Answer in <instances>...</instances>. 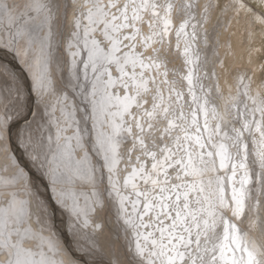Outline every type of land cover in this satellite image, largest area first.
<instances>
[{
  "label": "snow or ice",
  "instance_id": "6c2138e0",
  "mask_svg": "<svg viewBox=\"0 0 264 264\" xmlns=\"http://www.w3.org/2000/svg\"><path fill=\"white\" fill-rule=\"evenodd\" d=\"M72 6L78 49L72 77L79 82L83 65L86 107L77 120L79 108L68 105L67 93L56 98L65 127L76 128L64 137L57 126L58 163L49 166V178L55 183L63 166L97 196L106 170L108 195L115 193L136 236L138 264H264V241L250 235L258 229L264 238V81L253 88V76L241 74L227 95L218 80L203 83L216 74L204 71L199 42H208L205 25L219 0H72ZM231 6L264 27V0H256L259 11L246 0ZM52 7L47 0H0V48L19 55L24 42L41 97L55 93ZM81 52L87 59L77 62ZM9 77L14 81V72L0 64V78ZM18 101V88L16 102L10 87L0 94V264H80L54 234L33 228L31 205L41 225L46 207L12 148ZM25 124L16 139L32 163L47 160L42 126L33 129L26 118ZM47 142L50 149L52 136Z\"/></svg>",
  "mask_w": 264,
  "mask_h": 264
},
{
  "label": "rangeland",
  "instance_id": "374dc122",
  "mask_svg": "<svg viewBox=\"0 0 264 264\" xmlns=\"http://www.w3.org/2000/svg\"><path fill=\"white\" fill-rule=\"evenodd\" d=\"M230 1L231 0H219V7L214 8V10L211 12V15H212V16H210L211 19L209 18V21L207 23L208 25L207 26L205 25V27L207 29V33H208V42H207V44H205L203 42V40H201L200 43L201 42L202 43H201V47H199V49H200L199 51H200L202 60L207 61L206 69H204V71L209 72L210 69H212L210 71V73L214 71V72H216V75L211 77V78H213L214 83L212 81H210V79H205L203 81V83L204 84L206 83L205 85H208V86H210L209 85L210 82L212 84H215L217 82V77H221V72H224V73L230 72V73H232V75L235 73L233 78L229 79L230 83L233 80V86L235 84L236 78L239 75L247 74V75L253 76L255 83L252 85V87L256 88L257 85H260V83L258 82V77L261 78L262 81H264V71H262L259 67L261 64H264V27L257 25V24H253L252 22H234L235 21V15L237 13L234 12V9L232 7H229L228 10L230 12L228 13V15L233 14V16L229 17L230 18L229 20L231 21V19H232L233 21L227 22V25H224L221 29H219L221 23L223 22V16H225V12H227L226 11V5H228V2H230ZM204 2H205V0H201V3H204ZM47 3H49L50 7H52L55 4L60 5V8L58 11L54 7H52V13H53L52 23H53L55 31H54V39L52 40L51 48L48 50V51H50V54H51L50 55V62H49V71L52 73V78L57 76L58 81H53L55 93L52 96H45V98H47V102H50L51 105H54V103L52 101H55L58 96L62 98L64 93H67L68 96H70V95L73 96V94L75 95L77 93V92H75L74 87L71 86V83H69L67 81V78H68L67 74L69 72V66L71 63L69 61H71V59H72L71 53L69 52V49H68L69 48L68 46L73 42L71 39L74 38L72 35L73 27H71V23L68 24L67 22H74L73 18H71V13L73 14L74 10H73V6H72V0H47ZM212 3L215 5L217 3V0H212ZM231 3H233V1ZM246 3L249 5V7H253L255 9L256 0H246ZM67 5H69V6H67ZM255 10L259 11V9H255ZM239 12L242 13L245 11L243 9H241ZM216 14H218V15H216ZM220 15H221V17H220ZM213 16H214V19L212 18ZM238 17H240L239 14H238ZM245 19L252 21V17L247 13L245 14ZM59 22H63V23H60V27L62 26L60 31L58 29ZM61 30H63V31H61ZM45 32H47V29H45ZM219 32L222 33L221 36H220ZM59 33L62 35H60ZM247 33H249L250 42L245 45L244 39H245V36ZM41 35H43V33ZM201 35H203V33ZM240 35L242 37V40H240L239 44H241L243 46L244 54H245L246 58H249V59H246L245 62L242 63V65H237V64H235L237 62V60H236V58H233V55H236L238 52V37H240ZM219 37L220 38L222 37V39L226 38L225 46H228L227 47L228 50H230V48L232 49V47H230V46H233L235 48V51L234 52L231 51V53L228 56H227V54H225V56H224V55H221V52H223V51L218 50L219 52L217 54V57L219 56L221 59L218 58V59H220V61L218 62L219 64L217 66L219 68H214L213 64H212V58L214 56V52L216 51V49L217 48L220 49L218 47V45L221 43ZM241 37H240V39H241ZM227 39H228V44H227ZM74 43H75V40H74ZM76 49L77 48H75V50ZM241 52H242V50H241ZM11 54L12 53L10 51L4 52V51L0 50V64L7 66L9 68L10 72H14L15 81L20 82L19 85H21V86H19V88H21L22 90L19 89L20 90L19 92H21V91L23 92V93H19V104H17V107H19V109H20L19 114H23V115L20 116L19 119L14 118V121L19 123V124L17 125L18 130L13 129L14 136H13V140H12V148L14 149V154L17 157H19V159L23 163L28 165V170L33 175V184L38 189V191L40 193V198L46 206V213H44L46 222L44 223V225H41V224H38L36 222L37 221V216H36L37 210L35 207V203H33L31 205L32 206L31 211L33 212V215H35V216H32L33 228L37 229V230L43 228L42 234L45 237H48L50 234L54 233V239L59 240V242L66 249V251L68 253H70V258L72 257V259L80 261V264L81 263L82 264H118V262H116V258H114V256H111L112 254H116L114 252L113 247H112V254H108L106 251H101L103 248L100 244V247H98V249H97L99 258H97V255H95V254L92 255L93 250H91V248H90L92 246H89V248L87 249L86 247H81V245H78L77 239H79V237L75 238V236H77L76 235L77 232L74 233V232H72V230H70V229L76 228L78 230H81L79 232H83V231L86 232L89 230L91 233H94L95 231L98 230V232H96V234H97V233H100L102 230H104V228H107L112 233V241L114 240L116 243L119 244L120 247H122V250H124V256H126L125 258L128 261V264H138L139 258H137L136 246L134 245V242H136V240H135L136 236L133 235L132 231H129L130 229L128 227H126L127 231L129 232V234H127V235L130 237V241H128V238L126 236V232L124 230H122L121 228L119 229L118 224H120V222H122L123 220L121 221L122 218H119V213H118L119 209L117 206L118 202L116 201V199H114V196L108 195V191L110 189H108L109 186H108L106 170H105L104 180L102 182L98 180L99 183L97 182L96 189H95L96 192L98 193L97 196H91V192L93 191V189L90 185H88L86 183H82V184L78 185V186L81 185L80 186L81 188L85 187L83 189L82 195L84 194L85 197L88 198L87 202L90 203V205H91L89 212H88V210L85 211L87 214L81 212L80 209L78 208V206L76 205V203L73 202L72 199H74L76 197H75V195L71 194L70 191L69 192L65 191L64 193L61 194V198L63 197V194H65V197L63 198V200L67 201L68 206H69V207H65V206L63 207V204H61V202L57 201V198H59V197H57L58 195H56L54 193L52 184H55V183H53L52 179H51V182H49L50 178L47 174L49 165L54 166L53 164H55V165L57 164V163L53 162V161H55L54 159H52L53 154H49V153L47 154V157L51 158V159H48L50 162H48V164L45 166L44 169L41 168V170H39L38 168H36L33 165L29 154H27L25 152L24 147L20 144L19 140L16 139L15 133L20 132L23 129V127L26 125L25 120H23L24 118H26L27 121H29V122H34V124H36V120H38V124L40 126H42V131H43L45 140H47V137L49 136L48 126H50V122H52V130L51 131H53L54 134L56 133V129H55L56 124L55 123H57V121H56V117L52 118V117L48 116L45 107L42 106L43 104L40 107V108H42V112H40V118H42V116H44V118H48V120L42 121V120H40V118H36V120H34L33 117L35 115V108H36V104H38V96H37L38 93L35 92L37 89L39 92L38 80H37V78L33 79V77H31V74L28 72V66L25 67L24 65H22L18 56H16L14 58L13 56H11ZM81 55H82V53H81ZM81 55H80L79 59H81ZM252 55L255 57V60H254V58L252 59L255 61L254 64L251 60ZM52 56H53V58H51ZM231 57H232V59H231ZM177 58L178 57H176V59ZM179 58H180V60H177V61L182 62L181 57H179ZM86 59H87V57H86ZM29 60H31V58ZM51 65L53 67H51ZM175 66H176V64H175ZM178 66H179V64L176 67H178ZM180 67H181V65L178 68H180ZM22 71H24V72H22ZM83 71H84V69H83V65H82L80 67L81 74H83ZM18 73H20L22 77L25 76L24 77L25 80L21 77H18L17 76ZM227 79H228V77H227ZM10 86H12V83L8 82V88ZM4 90H6V88H4ZM227 90L228 89L225 90V93L227 92ZM7 92H8V90H6V94H7ZM29 92L32 96L31 97V103L26 104V102L24 101V97L27 98ZM11 94H13L12 100L14 101V98L16 99V90H14L13 86L11 88ZM34 96H36V98ZM26 105H27V107H26ZM36 112H38V111H36ZM36 116H38V114H36ZM34 129H36V126H34ZM24 134L26 135L27 133L25 132ZM55 138H56V136H55ZM3 163H4L3 156L0 155V165H2ZM121 167H123V165ZM9 172H11V169L9 170ZM97 176H99V173ZM56 182L58 183L59 181H56ZM59 184H60V186H58V187L61 190H63V188L61 187V184H63V183H59ZM63 185L65 186V184H63ZM66 186H67V184H66ZM70 197H72V199ZM85 197H81V199L84 200ZM95 197L98 198L99 201L94 200ZM25 198L27 199V196H25ZM50 202H52L53 204L55 203V206L57 207V209L55 210V212L57 213L56 217L54 216L55 212L52 210L53 205H51ZM57 202H58V204H57ZM115 203H116V205H114ZM74 204L76 205V210H74ZM34 207H35V209H34ZM64 209H66L67 211ZM60 211H62L64 214L61 215ZM76 211L81 212V215L79 217H77ZM50 212L52 214H50ZM52 216H54V217H52ZM85 216H87V217H85ZM52 218H54V219H52ZM86 218L88 220V224L90 223L89 229H88V226L85 227L84 223H83V221ZM118 220H120V222H118ZM47 221H49V223H47ZM51 221H54V222H51ZM91 223H93V224H91ZM94 223H96V224H94ZM123 223H124L123 225L126 226L125 221ZM96 225H99V227L97 228ZM49 228H51L52 230H50ZM74 238L76 240H74ZM130 242H132V246H130ZM97 243H98V239H97ZM99 248H101V250ZM129 252H130V254H129ZM120 260H122V258H120Z\"/></svg>",
  "mask_w": 264,
  "mask_h": 264
},
{
  "label": "bare ground",
  "instance_id": "6f19581e",
  "mask_svg": "<svg viewBox=\"0 0 264 264\" xmlns=\"http://www.w3.org/2000/svg\"><path fill=\"white\" fill-rule=\"evenodd\" d=\"M233 0H231L230 2H228V5H226V11L227 12H225V16H223V22L221 23V25H220V28L219 29H221L224 25H227V22H232L233 20L231 19V21L229 20L230 18V16H233V14H229L228 15V13L230 12L229 10H228V8L229 7H232L231 5H232V2ZM53 2V1H52ZM68 2V1H67ZM79 2L80 3H82L83 2V0H79ZM221 2V1H220ZM64 3V2H63ZM222 3V2H221ZM67 6H69V5H67ZM233 9H234V12L235 13H237L236 15H235V21L234 22H252V21H249V20H247V19H245V12H242V13H238L237 12V10H236V8L235 7H232ZM66 9V8H65ZM65 13V12H64ZM221 13V12H220ZM238 14L240 15V17H238ZM73 15H74V13L72 14L71 13V18H73ZM76 15H79V12L77 11L76 12ZM216 15H218V14H216ZM215 15V16H216ZM210 16H212V15H210ZM218 17V16H217ZM220 17H221V15H220ZM213 19H214V16L212 17ZM219 18V17H218ZM211 19V18H210ZM221 19V18H220ZM217 20V19H216ZM70 21V20H69ZM213 22V21H212ZM60 23H63V22H59V26H58V29H59V31H60V29H61V27H60ZM68 24L69 23H71V27H73V32L74 31H76V29H75V27H74V22H67ZM85 23H86V21H85ZM210 24V23H209ZM208 25V24H207ZM206 25V26H207ZM53 31H55L54 30V28H53ZM58 31V32H59ZM61 31H63V30H61ZM60 34V33H59ZM202 34V33H201ZM219 34H220V36L222 35V33H220L219 32ZM60 35H62V34H60ZM240 37H241V35H240ZM240 37H238V52H237V54L236 55H233V58H236V60H237V62L235 63V64H237V65H242V63H244L245 62V60L246 59H249V58H246V56H245V54H244V49H243V46L241 45V44H239V42H240V40H242V37H241V39H240ZM249 33H247L246 34V36H245V39H244V41H245V45L246 44H248L249 42H250V40H249ZM219 39H220V41H221V43L218 45V47L220 48V49H216V51L214 52V56H213V58H212V64H213V67L214 68H219V67H217L218 66V62L220 61V57L218 56L217 57V54H218V52L219 51H223V52H221V55H224L225 56V54H227V56L231 53V51H235V48L233 47V46H230V47H232V49L230 48V50H228V46H225V44H226V38H223L222 39V37L220 38L219 37ZM73 42L71 43V45H73V47L72 48H70L69 46V52L71 53V61H69V62H71L70 63V66H69V72H68V74H67V81L69 82V81H71V86H73L74 87V90H75V92H77L75 95L73 94V96L72 95H70V96H68V101H67V103H68V105L70 106V107H73V106H76V107H78L79 108V111H77L76 113H75V117H76V119L77 120H80V118L84 115V108L86 107V104H85V102H84V99H83V97L80 95V93H81V91H83V84H84V78H83V74H81L80 75V80H79V82L78 81H76L75 79H73V77H72V62H73V56H72V52H74V51H78V49H76L75 50V43H74V40H75V38H72L71 39ZM23 41H21L18 45H17V47H18V49H19V55H17V53L16 52H13V51H11L10 49H6V48H0V50L1 51H10L12 54H11V56H13L14 58L16 57V56H18V58L20 59V62L22 63V65H24L25 67H27L28 66V64H25V60L27 59L28 61H29V64L32 62V60H29L31 57H32V55H33V53H29V55L26 57L25 55H24V49H25V47H26V45L24 44V42L22 43ZM74 43V44H73ZM202 43V42H201ZM201 43L199 42V47H201ZM227 44H228V39H227ZM52 50V49H51ZM200 50V49H199ZM219 50V51H218ZM241 50H242V52H241ZM82 53V52H81ZM81 53L79 54V55H77L76 57H75V59L77 60V62L78 61H80L81 59H86V55L84 54V53H82V55H81ZM80 55H81V59H79L80 58ZM242 56V57H241ZM51 58H53V56L51 57ZM218 58H220V59H218ZM242 58V59H241ZM254 58V60H255V57L252 55V57H251V60ZM181 59H182V57H181ZM231 59H232V57H231ZM177 60H180V58L178 57L177 59L175 58V61H174V63L176 64V66L179 64V66L181 65V67H182V62H178ZM254 60H252V62H253V64L255 63V61ZM178 63V64H177ZM82 65H79V67H81ZM178 66V67H179ZM14 67V66H13ZM51 67H53L52 65H51ZM204 69H206V65H205V67H204ZM212 69H210V71H211ZM210 71H209V73H210ZM216 71V70H215ZM22 72H24V71H22ZM28 72L31 74V77H33V79H36V75H35V73H34V71H30L29 70V67H28ZM235 72V71H234ZM233 72V73H234ZM237 72V71H236ZM81 73V72H80ZM215 74H216V72H215ZM235 74V73H234ZM234 74L232 75V73H230V72H227V73H224V72H221V77H217V80L219 81V84H220V86H221V88L224 90V92H225V90L226 89H228V87L230 86V85H232L233 86V80L231 81V83H230V81H229V79L230 78H233V76H234ZM88 75H89V78H91V76H92V73L89 71V73H88ZM17 76L18 77H21V78H23L24 79V77H22L21 76V74L20 73H18L17 74ZM56 77V78H55ZM54 78H52V80L53 81H58V78H57V76H55ZM62 77V76H61ZM227 77H228V79H227ZM18 79V78H17ZM63 79V78H62ZM19 80V79H18ZM25 80V79H24ZM11 81V83H12V86L14 87V90H16V92H17V88L18 89H21V88H19V86H21V85H19V83L20 82H18V81H12L11 80V77H9L8 78V80H5V79H3V78H0V94H6V90H8V82H10ZM210 81H214L213 80V78H211L210 79ZM261 81H262V79L261 78H259L258 77V82L261 84ZM227 82V83H226ZM56 83V82H55ZM77 83H79L80 85H81V87H75V85L77 84ZM214 83V82H213ZM38 84V83H37ZM206 84V83H205ZM56 85V84H55ZM209 85L211 86V85H214V84H212L211 82L209 83ZM12 86H10V88H12ZM4 88H6V90H4ZM22 90V89H21ZM89 91H91V87H90V84H89V89H88ZM233 90H234V86H233ZM20 91V90H19ZM36 93H38L37 94V96H38V104H36V108H35V115H34V120H36V118H40V112H42V108H40L41 107V105L42 106H44L45 107V109H46V111H47V114H48V116L49 117H52V118H55L56 117V121H57V123H55L56 124V126H55V129H56V133L54 134L53 133V131H51L52 130V122H50V126H48V134L50 135V136H52V143H51V148L49 149L48 147H47V140H45V143H46V147H45V149H44V152H45V154L47 155L48 153L49 154H54V153H57V151H58V149H57V144H56V138H55V136L57 135V126L59 125V127L60 128H63L64 129V131H63V133H62V135L64 136V137H71L72 135H73V132L75 131V128H76V125L74 124V123H71V122H69L70 124H71V126H69V127H65V121H64V118L61 116V112L59 111V109L58 108H54L53 106H55L56 104V100L55 101H52L53 103H54V105H51L50 104V102H47V98H45V97H41L40 96V91L38 92V89L35 91ZM19 93H23L22 91L21 92H19ZM25 93V92H24ZM71 93V92H70ZM72 94V93H71ZM13 94H11V96H12ZM225 95H227V92L225 93ZM31 94H30V92H29V94H28V96H27V98H25L24 97V101L26 102V104L27 103H31ZM35 98H36V96H34ZM14 101L16 102V99L14 98ZM24 102V103H25ZM18 104H19V101H18ZM21 106V105H20ZM26 107H27V105H26ZM20 110V109H19ZM36 111H38V112H36ZM83 111V112H82ZM36 114H38V116H36ZM12 115H13V117L14 118H18L19 119V117L20 116H22L23 114H18L17 115V113H15V112H13L12 113ZM17 116V117H16ZM21 119V118H20ZM16 120V119H15ZM23 120H25V118L23 119ZM40 120H48V118H44V116H42V118H40ZM19 123H17V122H15L14 121V126H13V129H17L18 130V127H17V125H18ZM34 126H36V128L38 127V126H40L39 124H38V120H36V124H34V122H32V128L34 129ZM16 127V128H15ZM89 127H90V122H89ZM27 128V125H25L24 127H23V129H26ZM22 129V130H23ZM17 133V132H16ZM27 153V152H26ZM27 154H29V153H27ZM30 156V155H29ZM19 158V157H18ZM48 159H51L50 157L48 158L47 157V160H45L44 159V156L42 155L41 156V159H40V161H38V162H36L35 164L33 163V165L36 167V168H38L39 170H41V167H40V164H43L44 165V167H43V169L45 168V166L48 164V162H50ZM53 159V158H52ZM54 163H58V161H53ZM54 166H52V165H49V166H51L52 168H56L57 167V164L55 165V164H53ZM49 168V167H48ZM56 175L58 176V177H60L59 179H57L56 181H59L58 183L57 182H55V184H52V186H53V190H54V193L56 194V195H58L57 197H59V198H57V201H59V202H61V204H63V207L65 206V207H69L68 206V203H67V201H64L63 200V198L65 197V194H63V197L61 198V194L62 193H64L65 191H70V193L71 194H73V195H75V197L76 198H74V199H72V197H70L72 200H73V202L74 203H76V205L78 206V208L80 209V211L81 212H83V213H86L85 211L86 210H88V212H89V209H90V203H88L87 202V200H88V198L87 197H85V195L83 194L82 195V193H83V189L85 188V187H80V186H78L79 184H82L80 181H74V180H71L70 178H69V172H68V170L67 169H65L63 166H61L60 167V169H59V171L56 173ZM97 175H98V173H97ZM44 176V175H43ZM104 176H105V172H104ZM106 179V178H105ZM104 180V179H103ZM49 182H51V178H50V180H49ZM97 182L99 183V181L97 180ZM59 183H63V184H65V186L63 185V184H61V187L63 188V190H61L58 186H60V184ZM66 184H67V186H66ZM75 184V185H74ZM42 185V184H41ZM84 185V184H83ZM96 185H97V183H96ZM99 186V185H98ZM105 187V186H104ZM109 189V188H108ZM89 190V189H88ZM53 192V191H52ZM105 195V194H104ZM112 196H114V199H116V201L118 202V200H117V198H116V196H115V193H113L112 194ZM81 197H85L84 198V200L83 199H81ZM23 198H25V196H23ZM92 198V197H91ZM26 199V198H25ZM94 200H96V201H99V199L98 198H96L95 197V199ZM52 201V200H51ZM54 202V201H53ZM51 203V205H53L52 207H53V211L55 212V210L57 209V207L55 206V203L53 204L52 202H50ZM57 204H58V202H57ZM60 205V204H59ZM114 205H116V203L114 204ZM49 206V205H48ZM118 213H119V218H122L121 219V221L122 222H120V220H118V222H120V224H118L119 225V229L121 228L122 230H124L125 232H126V236H127V238H128V241H130V237L127 235V234H129V232L127 231V228L126 227H128L130 230L129 231H132L133 232V235H135L134 234V231L128 226V225H123L124 223V221H125V214L120 210V207H119V203H118ZM32 207V206H31ZM36 207V206H35ZM35 207H34V209H35ZM46 207V206H45ZM62 207V208H63ZM48 208V207H47ZM60 208V207H59ZM33 209V208H32ZM64 210H66V209H64ZM34 211V210H33ZM67 211V210H66ZM129 211H131V208H130V206H129ZM58 212V211H57ZM69 212V211H68ZM33 213V212H32ZM46 213V212H45ZM35 214V213H34ZM50 214H52L51 212H50ZM60 214L62 215V214H64L62 211H60ZM87 214V213H86ZM45 215V214H44ZM33 216H35V215H33ZM37 216V215H36ZM49 216V215H48ZM47 216V217H48ZM54 216L56 217L57 216V213L55 212V214H54ZM54 216H52V217H54ZM85 217H87V216H85ZM52 219H54V218H52ZM87 219V218H86ZM46 220V219H45ZM48 220V219H47ZM57 220V219H56ZM46 222V221H45ZM51 222H54V221H51ZM57 222V221H56ZM33 223V222H32ZM47 223H49V221H47ZM90 224V223H89ZM89 224H88V229L90 228V226H89ZM91 224H93V223H91ZM94 224H96V223H94ZM105 224V223H104ZM108 224V223H107ZM44 225V224H43ZM50 225V224H49ZM59 226V225H58ZM75 226V225H74ZM73 226V227H74ZM94 226V225H93ZM64 227V226H63ZM72 227V228H73ZM79 227V226H78ZM46 228V227H45ZM47 229V228H46ZM50 230H52L51 228H49ZM48 229V230H49ZM49 230V231H50ZM54 230V229H53ZM70 230H72V232H74V233H76L77 232V236H75V238L76 237H79V239H77V244L78 245H81V247H86L87 249L89 248V246H92V247H90L91 248V250H93L92 252H93V254L92 255H97V258H99L98 256V247H100V244H101V246H102V250H101V248H99L101 251H106L108 254H112V247H113V249H114V252L116 253V254H112L111 256H114V258H116V262H118V264H128V261L126 260V256H124V250H122V247H120L119 246V244L118 243H116L114 240L112 241V233L107 229V228H104V230H102L100 233H97L96 234V232H98V230L97 231H93L94 233H91L89 230L88 231H83V232H79V231H81V230H78V229H70ZM95 230V229H94ZM59 231V230H58ZM54 234V233H53ZM250 235L254 238V239H256L257 240V242H262V241H264V238H262L261 237V235H260V232H259V230L258 229H254V230H252L251 232H250ZM74 238V240H76ZM97 239H98V243H97ZM136 240V239H135ZM127 241V242H128ZM76 244V245H77ZM134 245L136 246V242H134ZM130 246H132V242H130ZM80 247V246H79ZM95 248V249H94ZM80 249V248H79ZM82 249V248H81ZM86 249V250H87ZM96 251V252H95ZM128 252V251H127ZM106 253V254H107ZM91 254V253H90ZM89 254V255H90ZM129 254H130V252H129ZM92 257V256H91ZM72 258V257H71ZM120 258H122V260H120ZM137 258H139L138 256H137ZM93 259V258H92ZM140 259V258H139ZM82 264V263H81Z\"/></svg>",
  "mask_w": 264,
  "mask_h": 264
}]
</instances>
